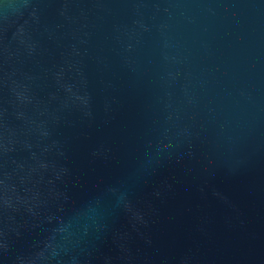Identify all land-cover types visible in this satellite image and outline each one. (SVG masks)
Instances as JSON below:
<instances>
[{"label": "water", "instance_id": "1", "mask_svg": "<svg viewBox=\"0 0 264 264\" xmlns=\"http://www.w3.org/2000/svg\"><path fill=\"white\" fill-rule=\"evenodd\" d=\"M0 264H264V0H0Z\"/></svg>", "mask_w": 264, "mask_h": 264}]
</instances>
